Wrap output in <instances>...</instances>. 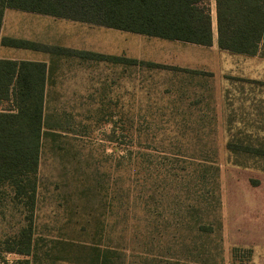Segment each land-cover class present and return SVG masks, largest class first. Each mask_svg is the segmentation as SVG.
<instances>
[{"label":"rangeland","instance_id":"1","mask_svg":"<svg viewBox=\"0 0 264 264\" xmlns=\"http://www.w3.org/2000/svg\"><path fill=\"white\" fill-rule=\"evenodd\" d=\"M60 22L6 9L0 32L54 52L31 251L106 264H248L264 256V156L229 149L264 150V58L216 46L177 45L176 54L145 36L92 26L88 34ZM120 46L124 58L157 67L115 69L80 57ZM9 52L0 47V58ZM23 217L1 205L0 239L15 235Z\"/></svg>","mask_w":264,"mask_h":264},{"label":"trees","instance_id":"2","mask_svg":"<svg viewBox=\"0 0 264 264\" xmlns=\"http://www.w3.org/2000/svg\"><path fill=\"white\" fill-rule=\"evenodd\" d=\"M216 43L221 51L264 58V0H213ZM77 21L108 29L198 46L212 43L211 0H0L4 11ZM0 46L37 50L36 44L0 36ZM67 53V52H65ZM93 60L157 67L127 58L81 53ZM44 63L0 59V207L11 205L24 214L20 230L0 239V264H29L36 209L37 171L43 121ZM254 155L264 150L230 146ZM1 254H13L8 261Z\"/></svg>","mask_w":264,"mask_h":264},{"label":"crops","instance_id":"3","mask_svg":"<svg viewBox=\"0 0 264 264\" xmlns=\"http://www.w3.org/2000/svg\"><path fill=\"white\" fill-rule=\"evenodd\" d=\"M213 8H212V16H213V12H214ZM44 16H46V15H44ZM48 17H50V16H48ZM51 18H54V17H51ZM54 19L62 20V22L57 23L58 25H62L61 23H63L65 25H68L69 28L75 29L76 31L85 32V29H87L88 34H91V29H92L91 26H92V27H98L100 29H106L107 31H113V32H118V33L122 32V33H125L126 35H129V36H132V37L133 36H140V37L143 36V35H138V34H133V33H128V32L108 29V28H104V27L89 25V24L81 23V22H77V21H70V20L58 19V18H54ZM72 25H74V27ZM83 27H85V28H83ZM0 32H1V30H0ZM97 33L99 34L98 31H97ZM212 33H213V38H212V43H211L210 46L211 47H214V46L217 47V43H216V24H215V26L213 25V17H212ZM7 38H10V37H7ZM83 38H84V36H83ZM148 38L152 39V40L160 41V43H164L163 44L164 46L171 47V48L173 47V49H176L175 50L176 54L180 53V49H179V47L177 45H191V46L196 47V48H204L205 47V46H198V45L184 43V42H178V41H168V40L152 38V37H148ZM12 39H16V38H12ZM19 40H23V41H27L29 43L36 44V42H34V39H31V38H28V37H24V38H21ZM0 47H3V46H0ZM206 47H209V46H206ZM4 48L9 49V51H11V52H9L10 54H14L15 53L14 51L20 50V52H19L20 53V57L12 56V55L9 54L7 57H3V58H0V59L16 60V61H31V62L44 63L45 66H46V79H45V89H46V86L48 85V82H49L50 78L52 77V73H54L56 71V69H52V67L50 66V61H51L50 58L52 56V53H54V52L39 51V50H32V49H19V48H11V47H4ZM16 53H18V52H16ZM83 53H93V54H98L99 53V55H102V53H104V51L96 49V52L87 51V52H83ZM58 54H60V53H58ZM61 54L65 55L63 53H61ZM121 54H123V47L122 46H120L119 48L117 47L115 52L106 51L104 56L110 55L109 57L124 58V56L121 55ZM229 54L237 55V54H232V53H229ZM128 56L131 57V58H127V59L136 60V59H134V58H136L134 54L130 53V54H128ZM80 57L84 61H91L93 63H102V64H106V65H109V66H115V69H118V67H123L124 66V64H122V63H113V62L110 63V62H107V61H97V60H93V59L87 58V57H85L83 55L80 56ZM83 57H85V58H83ZM132 66L135 67L136 65H132ZM105 70L108 71V68L105 67ZM44 93H45V91H44ZM19 258L20 257H18L17 260ZM84 259H88L91 262V264H102V262H103V264H106V262H107V259L105 257L102 258L101 256H95L94 258H92V257L83 258V257L59 256V257L53 258L52 254H48V253L40 254V252H38V253L36 252V249L31 251V254L28 257L29 264H43V263L49 264V263H53V262H58L59 264H74V263L81 264V263L85 262ZM247 263L248 264H264V256H255L254 260H252L251 262L249 261Z\"/></svg>","mask_w":264,"mask_h":264}]
</instances>
